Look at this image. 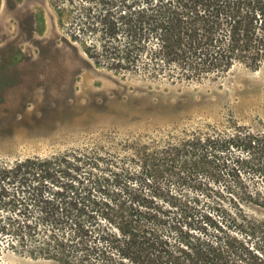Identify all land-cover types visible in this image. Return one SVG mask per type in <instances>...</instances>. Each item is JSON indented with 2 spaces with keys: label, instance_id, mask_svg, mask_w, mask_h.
I'll return each instance as SVG.
<instances>
[{
  "label": "trees",
  "instance_id": "trees-1",
  "mask_svg": "<svg viewBox=\"0 0 264 264\" xmlns=\"http://www.w3.org/2000/svg\"><path fill=\"white\" fill-rule=\"evenodd\" d=\"M69 6L70 38L112 71L201 78L235 62L255 68L264 61V0H70ZM184 163L255 176L263 184L250 199L264 207V132L194 134L130 158L70 149L0 161V243L61 264H238L242 246L223 235L197 197L173 195L150 180L166 172L178 182ZM156 190L166 194L162 203ZM242 220L249 230L258 227L247 214ZM163 225L178 233L173 247Z\"/></svg>",
  "mask_w": 264,
  "mask_h": 264
},
{
  "label": "rangeland",
  "instance_id": "rangeland-1",
  "mask_svg": "<svg viewBox=\"0 0 264 264\" xmlns=\"http://www.w3.org/2000/svg\"><path fill=\"white\" fill-rule=\"evenodd\" d=\"M69 1L0 0V161L80 148L130 158L194 134L234 127L264 132V61L255 68L235 62L201 78L112 71L95 65L70 38ZM234 153L245 155L231 148ZM192 167L184 163L178 182L166 172L150 180L173 195L197 197L223 235L242 246L238 264H264V207L250 199L261 181L243 171L228 174L214 163ZM156 194L162 203L166 194ZM244 214L258 227L249 230ZM160 231L172 247L177 244L173 229L163 225ZM0 264L61 263L0 243Z\"/></svg>",
  "mask_w": 264,
  "mask_h": 264
}]
</instances>
